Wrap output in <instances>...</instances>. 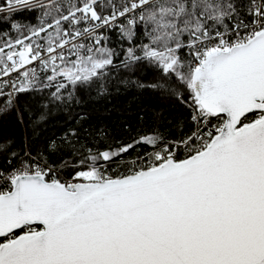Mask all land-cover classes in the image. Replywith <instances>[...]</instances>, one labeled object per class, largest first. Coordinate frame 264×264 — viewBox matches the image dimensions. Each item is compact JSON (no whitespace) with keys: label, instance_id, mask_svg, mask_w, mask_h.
Masks as SVG:
<instances>
[{"label":"snow or ice","instance_id":"obj_1","mask_svg":"<svg viewBox=\"0 0 264 264\" xmlns=\"http://www.w3.org/2000/svg\"><path fill=\"white\" fill-rule=\"evenodd\" d=\"M145 66L193 131L60 164L0 138V264H264V0H0V115Z\"/></svg>","mask_w":264,"mask_h":264},{"label":"trees","instance_id":"obj_2","mask_svg":"<svg viewBox=\"0 0 264 264\" xmlns=\"http://www.w3.org/2000/svg\"><path fill=\"white\" fill-rule=\"evenodd\" d=\"M23 15L32 19L28 13ZM158 82L160 74L150 67L133 72L118 68L103 90L98 86L80 89L69 102L26 95L22 103L30 109L31 119L25 113L21 124L14 114L0 115V138H10L18 149L43 154L58 164L79 159L82 152L78 149H116L145 135L179 140L194 129L190 109L175 96L152 87ZM41 113L45 118L34 125ZM146 151V146L138 145L127 158ZM61 173L71 178L72 169L61 165Z\"/></svg>","mask_w":264,"mask_h":264},{"label":"built area","instance_id":"obj_3","mask_svg":"<svg viewBox=\"0 0 264 264\" xmlns=\"http://www.w3.org/2000/svg\"><path fill=\"white\" fill-rule=\"evenodd\" d=\"M65 179H70V178H65Z\"/></svg>","mask_w":264,"mask_h":264}]
</instances>
